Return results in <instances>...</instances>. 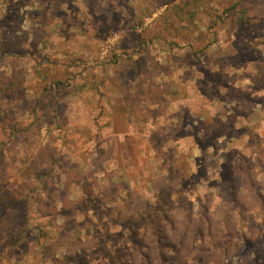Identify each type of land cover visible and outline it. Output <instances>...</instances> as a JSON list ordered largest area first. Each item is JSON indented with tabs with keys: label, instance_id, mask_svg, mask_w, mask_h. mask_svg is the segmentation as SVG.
<instances>
[{
	"label": "rangeland",
	"instance_id": "1",
	"mask_svg": "<svg viewBox=\"0 0 264 264\" xmlns=\"http://www.w3.org/2000/svg\"><path fill=\"white\" fill-rule=\"evenodd\" d=\"M0 0V264H264V0Z\"/></svg>",
	"mask_w": 264,
	"mask_h": 264
},
{
	"label": "trees",
	"instance_id": "2",
	"mask_svg": "<svg viewBox=\"0 0 264 264\" xmlns=\"http://www.w3.org/2000/svg\"><path fill=\"white\" fill-rule=\"evenodd\" d=\"M159 1H161V0H159ZM164 1V3H163V5H169V4H172V0H163ZM179 1H181V0H179Z\"/></svg>",
	"mask_w": 264,
	"mask_h": 264
}]
</instances>
